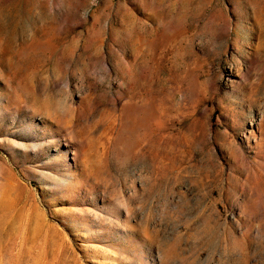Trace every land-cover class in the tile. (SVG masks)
Segmentation results:
<instances>
[{
	"label": "rangeland",
	"instance_id": "rangeland-1",
	"mask_svg": "<svg viewBox=\"0 0 264 264\" xmlns=\"http://www.w3.org/2000/svg\"><path fill=\"white\" fill-rule=\"evenodd\" d=\"M0 264H264V0H0Z\"/></svg>",
	"mask_w": 264,
	"mask_h": 264
}]
</instances>
